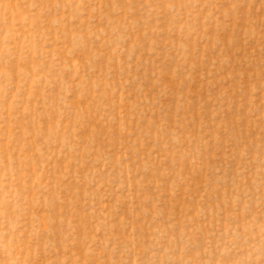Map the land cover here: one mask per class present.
I'll return each mask as SVG.
<instances>
[{"label": "rangeland", "instance_id": "1", "mask_svg": "<svg viewBox=\"0 0 264 264\" xmlns=\"http://www.w3.org/2000/svg\"><path fill=\"white\" fill-rule=\"evenodd\" d=\"M0 264H264V0H0Z\"/></svg>", "mask_w": 264, "mask_h": 264}]
</instances>
